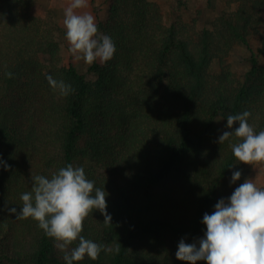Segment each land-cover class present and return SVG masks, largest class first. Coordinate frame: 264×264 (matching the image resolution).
Returning a JSON list of instances; mask_svg holds the SVG:
<instances>
[{
  "label": "trees",
  "instance_id": "1",
  "mask_svg": "<svg viewBox=\"0 0 264 264\" xmlns=\"http://www.w3.org/2000/svg\"><path fill=\"white\" fill-rule=\"evenodd\" d=\"M39 4L0 0V161L10 166L0 163V264H66L37 221L5 209L22 207L35 176L69 164L108 193L112 217L105 224L93 209L81 235L108 250L73 264H187L175 255L180 240L202 238L204 214L248 175L231 149L239 138L217 142L227 116L250 111L254 131L264 130V34L257 49L251 41L264 30V0H228L201 31L167 23L153 0H110L97 26L116 52L90 65L94 80L62 65L63 29ZM238 44L251 51L243 80L229 69ZM48 75L74 92L62 96Z\"/></svg>",
  "mask_w": 264,
  "mask_h": 264
},
{
  "label": "clouds",
  "instance_id": "2",
  "mask_svg": "<svg viewBox=\"0 0 264 264\" xmlns=\"http://www.w3.org/2000/svg\"><path fill=\"white\" fill-rule=\"evenodd\" d=\"M89 6V0H70L64 10L63 24L66 29L68 51L74 59H83L91 65L96 60L110 61L116 52L113 39L98 33L96 18L90 12H79ZM12 78L11 72L6 73ZM52 89H58L62 96L74 92L70 84L46 77ZM250 111L227 116L226 128L218 137L223 144L230 137L239 138L231 145L234 157L243 164H264V131L256 133L249 124ZM233 125L238 127L233 128ZM4 164L5 170L10 168ZM241 171H233L230 183L241 178ZM30 192L20 199L22 207H7L6 211L16 219L32 218L38 222L47 237L54 238L57 247L64 252L66 264L82 261L85 256L95 261L103 245L81 235L83 222L89 214L99 210L104 223L111 224L112 217L106 211V191L94 187V181L86 177L83 167L69 164L53 173L50 178L37 175ZM202 223L206 231L202 238L186 243L181 239L176 258L187 264H264V187L257 186L253 179H245L228 198H221L214 205L211 214L205 213ZM78 241L76 247L69 246ZM119 249L117 248V251Z\"/></svg>",
  "mask_w": 264,
  "mask_h": 264
},
{
  "label": "rangeland",
  "instance_id": "3",
  "mask_svg": "<svg viewBox=\"0 0 264 264\" xmlns=\"http://www.w3.org/2000/svg\"><path fill=\"white\" fill-rule=\"evenodd\" d=\"M160 5L167 23L183 22L191 24L196 30L212 28L216 21L224 12L229 9L228 0H153ZM70 0H40L38 12L44 18L54 19L63 29L64 37L61 45L62 65L73 64L87 79L94 80L96 75L90 71V65L83 59L76 60L68 51L69 44L66 40V29L63 24L64 10L69 5ZM110 0H89V6L79 12H90L96 23L105 20L109 15ZM253 36L251 41L257 49L260 45L261 35ZM251 51L247 46L236 45L229 56V69L231 75L238 80H243L245 73L250 69ZM100 62L99 60H97ZM101 63V62H100ZM213 71H221L217 62L213 64ZM221 122V121H220ZM264 131V130H263ZM248 175L245 179H253L257 186L264 187V164H247Z\"/></svg>",
  "mask_w": 264,
  "mask_h": 264
}]
</instances>
